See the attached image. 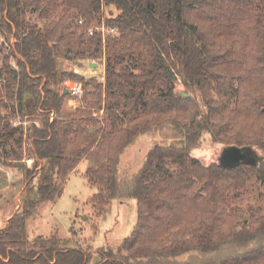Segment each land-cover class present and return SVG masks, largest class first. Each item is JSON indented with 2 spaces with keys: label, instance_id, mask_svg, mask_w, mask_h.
Returning a JSON list of instances; mask_svg holds the SVG:
<instances>
[{
  "label": "trees",
  "instance_id": "trees-1",
  "mask_svg": "<svg viewBox=\"0 0 264 264\" xmlns=\"http://www.w3.org/2000/svg\"><path fill=\"white\" fill-rule=\"evenodd\" d=\"M106 4L115 12L104 25L114 31L103 41L101 30L87 28ZM61 7L75 12L52 17ZM28 9L38 10L39 22L26 19ZM0 33L14 37L9 54L18 55L16 66L8 53L0 66V106L7 107L0 108V139L25 143L35 158L34 167L23 168L29 181L20 207L0 227V264H198L174 259L252 241L199 264H264V213L251 209L237 226L243 212L224 207L225 193L240 187L244 174L255 172L264 183V159L256 167L226 168L191 153L203 132L264 152V0H0ZM99 56L103 80L60 64ZM177 80L197 90L198 99L175 93ZM66 81L81 83L85 105L61 115L65 99L77 97L64 91ZM3 95L12 103H3ZM92 108L102 109L101 116ZM16 112L39 125L12 126ZM168 123L178 139L150 147L133 175L126 193L136 199V222L116 250H90L56 234L29 240L27 217L61 194L84 157H92L84 176L98 186L89 202L107 213L119 194L125 147ZM9 158L20 156L0 151V163Z\"/></svg>",
  "mask_w": 264,
  "mask_h": 264
},
{
  "label": "rangeland",
  "instance_id": "rangeland-1",
  "mask_svg": "<svg viewBox=\"0 0 264 264\" xmlns=\"http://www.w3.org/2000/svg\"><path fill=\"white\" fill-rule=\"evenodd\" d=\"M62 12H67L65 7L53 9L52 17H58ZM74 12L75 10L71 9L67 13L72 14ZM114 12L115 9L110 5H103L101 15H96L90 21V26L93 29L100 30L102 25H104L105 17ZM26 19L30 22H39L38 10L28 9ZM69 23L73 27L75 22L69 19ZM109 32L112 31L108 30L104 25L103 34L106 35ZM14 40V37L8 38L0 33V66L3 64L5 55L10 53ZM13 52L15 55L9 54L10 62L13 66H16L15 56L18 55L16 51ZM60 61L62 68L74 69V71L81 73L85 77H95L98 80H103L104 78V59L102 56L92 59L83 58L76 63L63 59H60ZM77 63H80V66ZM69 82L66 81L61 86L67 87L70 84ZM174 91L175 93L183 91L191 96L196 95L197 99L199 95L197 90L186 87L180 80H177ZM211 93L215 95L214 91ZM83 95L84 90L81 97L65 99L61 107V115H67L78 106L83 107L85 105V100L82 99ZM2 99L3 103H12L5 95H3ZM202 107L203 105H201V109ZM0 108L3 113L7 112V107H4V104ZM90 111L93 112L94 116H101L103 110L92 108ZM174 114L172 113L171 116ZM179 120L181 122L185 121L183 117ZM196 120L201 121V117L196 116ZM32 122L39 125V120H33L26 115L21 117L18 112L10 118L12 126H26ZM201 135L200 143L191 149V153L204 164L218 162V157L221 155L222 148L226 143L212 140L209 133L206 132ZM177 139L178 133L169 123L152 127L150 130L134 137L133 141L125 147L120 155L117 173L119 194L111 202L108 212L105 214L95 210L89 202L93 193L98 189L97 185L91 184L84 176L85 169L92 163V157L88 156L81 159L75 169L69 173L61 194L53 201L46 200L41 202L35 211L27 217L26 232L29 240L38 235L49 237L56 234L60 238H70L71 242L78 243L82 247H88L90 250L99 247L116 250L122 239L131 232L136 222V199L129 197L126 193L133 175L142 165L150 147L157 143H173ZM253 147L258 154L263 155L264 159L263 150L256 146ZM25 149V143L22 147H18L13 139L6 143L0 139V151L5 150L12 154V151L16 150L20 156L17 160L9 158L7 162L0 163V227L5 225L10 214L21 205L23 192L29 181L25 178L23 168H32L35 164V158L28 156ZM259 163L260 161L256 166ZM38 167H36L35 171ZM224 207L227 211L232 208H239L243 212V217L239 218L237 226H240L242 219L247 220L246 218L249 216L251 209L259 208L264 213V183L258 179L255 172L244 174L243 184L240 187L228 189L225 193ZM176 230H178L177 227L173 228L172 231L176 232ZM261 239L264 242V236ZM254 243L256 242L232 243L222 247L216 253L187 252L177 256L174 260L177 263L199 264L211 256H223L233 254L232 252L237 253L240 251L239 249L254 245Z\"/></svg>",
  "mask_w": 264,
  "mask_h": 264
},
{
  "label": "water",
  "instance_id": "water-1",
  "mask_svg": "<svg viewBox=\"0 0 264 264\" xmlns=\"http://www.w3.org/2000/svg\"><path fill=\"white\" fill-rule=\"evenodd\" d=\"M67 90V88L64 89L65 92ZM183 94L188 95L186 92H183ZM262 159L263 155L258 154L254 147L250 145L238 146L233 144L225 145L222 148L221 155L218 157V163L226 168H236L240 165L256 166L257 163ZM15 211L12 213V215L15 213ZM6 224L7 220L4 226H6Z\"/></svg>",
  "mask_w": 264,
  "mask_h": 264
},
{
  "label": "built area",
  "instance_id": "built-area-1",
  "mask_svg": "<svg viewBox=\"0 0 264 264\" xmlns=\"http://www.w3.org/2000/svg\"><path fill=\"white\" fill-rule=\"evenodd\" d=\"M82 18L78 20L79 23L82 22ZM87 30L89 31V33H92L94 30L96 29H93L91 26L87 28ZM102 31V34H103V31H104V25H102L101 29ZM112 32L114 31L113 29H110ZM103 36L105 37V35L103 34ZM104 37H103V41H104ZM70 84L67 86V89L75 96L77 97H81L82 93H83V89H82V86H81V83L79 81H70L69 82ZM32 157V156H31Z\"/></svg>",
  "mask_w": 264,
  "mask_h": 264
},
{
  "label": "flooded vegetation",
  "instance_id": "flooded-vegetation-1",
  "mask_svg": "<svg viewBox=\"0 0 264 264\" xmlns=\"http://www.w3.org/2000/svg\"><path fill=\"white\" fill-rule=\"evenodd\" d=\"M224 147V146H223ZM253 161V160H252Z\"/></svg>",
  "mask_w": 264,
  "mask_h": 264
},
{
  "label": "crops",
  "instance_id": "crops-1",
  "mask_svg": "<svg viewBox=\"0 0 264 264\" xmlns=\"http://www.w3.org/2000/svg\"><path fill=\"white\" fill-rule=\"evenodd\" d=\"M7 219V218H6Z\"/></svg>",
  "mask_w": 264,
  "mask_h": 264
}]
</instances>
